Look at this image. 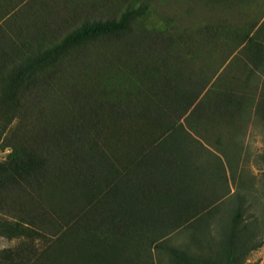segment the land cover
Listing matches in <instances>:
<instances>
[{
  "label": "rangeland",
  "instance_id": "374dc122",
  "mask_svg": "<svg viewBox=\"0 0 264 264\" xmlns=\"http://www.w3.org/2000/svg\"><path fill=\"white\" fill-rule=\"evenodd\" d=\"M6 6L0 31L41 49L85 22L139 13L130 36L66 51L19 90L0 93V161L10 153L3 145L15 127H43L74 97L77 108L119 101L126 109L150 95L160 103L195 91L196 103L177 120L180 139L170 144L176 174L144 180L146 197L136 191L133 198L143 215L130 219L133 225L118 220L116 255L105 263L178 264L177 250L187 257L183 264H264V74L256 78L247 70L255 73L252 62L264 58L242 39L264 33V0H3L0 9ZM225 89L248 92L253 101L243 109L215 107ZM126 204L117 203L120 211ZM23 241L29 240L0 235V253ZM49 243L35 239L33 246L41 252Z\"/></svg>",
  "mask_w": 264,
  "mask_h": 264
},
{
  "label": "trees",
  "instance_id": "16d2710c",
  "mask_svg": "<svg viewBox=\"0 0 264 264\" xmlns=\"http://www.w3.org/2000/svg\"><path fill=\"white\" fill-rule=\"evenodd\" d=\"M8 13V8L0 9V23ZM138 13L127 10L118 20L85 22L46 49L20 43L0 31V93L19 90L27 77L53 65L50 60L56 61L54 57L66 51L98 39L130 36V24ZM242 39L254 44L256 57L264 58L263 32L254 37L245 33ZM32 48L39 52L30 53ZM252 63L255 73L250 66L248 72L256 78L264 74V61ZM238 92L225 89L215 107L243 109L252 103L248 92ZM16 98L14 94L12 101L19 106ZM197 98L198 93L191 91L167 102L159 100L160 104L150 95L122 109L119 101L97 106L84 102L77 108L74 97L60 116H50L43 127H15L3 145L10 153L0 161V213L7 217H0V235L29 241L13 251H2L0 264H108L107 257L116 255L114 243L120 238L118 220L124 217L133 225L130 219L143 215L133 198L136 191L144 192V180L176 174L177 154L170 144L180 139L182 127L177 120ZM152 104L157 109H149ZM170 108L179 111L177 118ZM120 187L131 190L123 200ZM153 190L157 192L154 185ZM158 195L153 198L159 200ZM120 201L129 207L120 211ZM132 230L125 236L129 232L131 237ZM42 238L50 243L38 252L33 241ZM173 253L178 264L187 260L184 253Z\"/></svg>",
  "mask_w": 264,
  "mask_h": 264
}]
</instances>
